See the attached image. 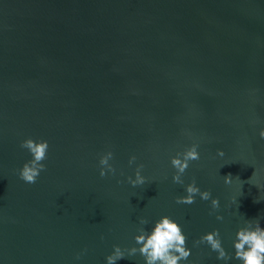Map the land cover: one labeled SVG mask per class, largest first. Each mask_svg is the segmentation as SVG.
I'll return each mask as SVG.
<instances>
[{
  "label": "water",
  "instance_id": "water-1",
  "mask_svg": "<svg viewBox=\"0 0 264 264\" xmlns=\"http://www.w3.org/2000/svg\"><path fill=\"white\" fill-rule=\"evenodd\" d=\"M261 129L264 0H0V264H107L165 215L191 250L179 264H242L237 231L264 227ZM28 138L49 144L34 184L19 177ZM193 143L174 183L171 158ZM193 179L217 210L176 203ZM213 230L231 259L194 246Z\"/></svg>",
  "mask_w": 264,
  "mask_h": 264
},
{
  "label": "clouds",
  "instance_id": "clouds-1",
  "mask_svg": "<svg viewBox=\"0 0 264 264\" xmlns=\"http://www.w3.org/2000/svg\"><path fill=\"white\" fill-rule=\"evenodd\" d=\"M259 135L264 138V129H261ZM20 147L27 149L31 153L32 159L24 163L19 170V177L25 183L34 184L40 173L46 169L42 161L47 159L48 141L43 139L36 141L28 138L21 142ZM198 147L197 143H193L185 151L178 152L176 156L171 158V165L176 169L172 177L174 183H184L182 176L189 167L190 161L200 159ZM217 155L223 157V150H217ZM112 158L113 153L111 151L101 155L99 159L101 177H105L109 172L115 174L116 169L109 163ZM135 160V156L130 157L129 164L131 165ZM143 168V164L137 166L135 179L131 176L128 177V182L132 186L145 183L146 178L141 175ZM255 174L254 172L253 176ZM224 181L226 184H230L232 182L231 174L224 176ZM256 186L260 188L259 185ZM185 191L187 195L176 198L177 204L191 205L195 203L196 195H199L202 200L211 199L213 210L219 208L218 198H211L210 191H201L196 186L195 179L186 185ZM217 219L222 220L223 217L218 215ZM147 223L148 221L143 218L140 220L142 225ZM138 231L140 234L136 235L134 239L136 244L140 246L122 249L120 246L114 245V251L106 257L107 264H116L118 260L132 257L137 253L144 258L145 264H179L180 261L187 260L191 254V250L186 247L187 238L180 225L167 215L156 221L150 233L142 227ZM202 243H207L211 250L218 253L217 259L228 260L232 258L222 247L219 230H213L201 236L198 241H194V246ZM234 249V258L242 261V264H264V227H261L259 218L247 220L246 226L237 231ZM80 257L81 254H77L76 259H80Z\"/></svg>",
  "mask_w": 264,
  "mask_h": 264
}]
</instances>
